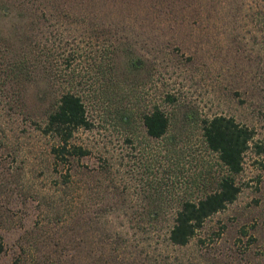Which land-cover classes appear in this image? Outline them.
I'll return each instance as SVG.
<instances>
[{"label": "rangeland", "instance_id": "rangeland-1", "mask_svg": "<svg viewBox=\"0 0 264 264\" xmlns=\"http://www.w3.org/2000/svg\"><path fill=\"white\" fill-rule=\"evenodd\" d=\"M16 59L25 71L12 81ZM66 91L92 126L74 133L90 153L64 178L56 138L41 129ZM153 105L171 116L161 138L141 122ZM212 114L264 146V0H0V264H264V152L254 148L235 200L185 245L167 240L178 198L210 188L192 178L222 171L198 127Z\"/></svg>", "mask_w": 264, "mask_h": 264}, {"label": "trees", "instance_id": "trees-1", "mask_svg": "<svg viewBox=\"0 0 264 264\" xmlns=\"http://www.w3.org/2000/svg\"><path fill=\"white\" fill-rule=\"evenodd\" d=\"M24 67L23 61L16 59L11 62L6 73L14 81L25 71ZM104 67L110 71L113 69L108 64H104ZM109 80H113L111 74ZM113 85L114 83L111 85L106 82L104 90L112 93ZM166 98L169 102H175L172 95H167ZM191 113L193 112L185 110L180 115L182 119L190 121ZM125 115L124 112L118 114L119 122L126 123L128 121L129 117ZM170 118L171 116L162 108L153 105L141 115L146 135L151 138H161L170 126ZM193 120L196 121V119ZM91 126V120L81 97L70 91L61 93L54 107L47 112L41 130L44 134L56 138L49 150L54 164L65 168V174H61L64 178L70 175L69 166L72 158L90 153L87 148L71 142L74 133L79 129H90ZM198 127L201 131L203 147L215 155L216 162L222 171L212 176H209L208 173V176L204 175L202 179L197 176L193 177L190 183H194V185L210 184V188L204 189L195 198L189 196L178 198L177 207L171 214V223L167 230L168 242L178 246L185 245L207 217L222 210L235 200L240 187L236 184L234 176L242 169L244 153L250 148H254L257 153L264 152V146L253 140V129L238 123L231 116L212 114L199 119ZM149 203L150 210L145 214L148 218L155 219L160 213L158 208L160 198H148L147 204ZM120 261L127 264V260L123 257Z\"/></svg>", "mask_w": 264, "mask_h": 264}]
</instances>
